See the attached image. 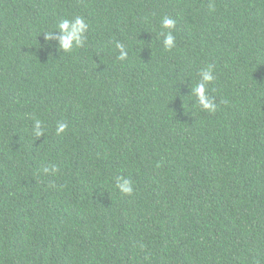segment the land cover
Returning a JSON list of instances; mask_svg holds the SVG:
<instances>
[{"label": "trees", "instance_id": "1", "mask_svg": "<svg viewBox=\"0 0 264 264\" xmlns=\"http://www.w3.org/2000/svg\"><path fill=\"white\" fill-rule=\"evenodd\" d=\"M0 264H264V0H0Z\"/></svg>", "mask_w": 264, "mask_h": 264}, {"label": "clouds", "instance_id": "2", "mask_svg": "<svg viewBox=\"0 0 264 264\" xmlns=\"http://www.w3.org/2000/svg\"><path fill=\"white\" fill-rule=\"evenodd\" d=\"M211 7V6H210ZM58 30L61 32V36L58 38L60 41V49L69 53L73 48L83 47L87 41L85 33L88 31L89 25L83 16H75L71 19L62 18L57 24ZM161 28L165 30L163 35V47L167 51H171L176 46V37L173 34V30L176 28V21L172 17L164 16L161 19ZM46 39L51 40L54 38L51 31H47ZM115 48L120 50L118 60L124 61L128 58V51L122 43L114 42ZM216 79L214 66L209 64L203 67L199 71L198 81L195 83L193 92L196 100L194 106H198L202 110L208 113H215L217 111V104L214 98L210 97L208 85ZM35 129L34 135L41 136L44 134V122L41 119L34 118ZM68 129L66 122H58L56 125V135L65 133ZM43 173H50L55 175L59 172L58 166H48L42 168ZM116 189L123 195H131L134 191L133 182L131 179L124 176L116 178Z\"/></svg>", "mask_w": 264, "mask_h": 264}]
</instances>
